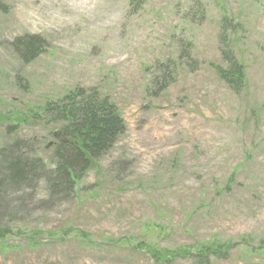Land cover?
Returning <instances> with one entry per match:
<instances>
[{"label":"rangeland","instance_id":"obj_1","mask_svg":"<svg viewBox=\"0 0 264 264\" xmlns=\"http://www.w3.org/2000/svg\"><path fill=\"white\" fill-rule=\"evenodd\" d=\"M23 37L43 43L29 62ZM229 56L240 90L219 77ZM78 88L108 98L123 133L72 194L52 197L45 174L4 191L0 264H162L149 254L196 244L227 252L210 264H264V0H145L137 14L128 0H0V167L52 168L41 107Z\"/></svg>","mask_w":264,"mask_h":264},{"label":"trees","instance_id":"obj_2","mask_svg":"<svg viewBox=\"0 0 264 264\" xmlns=\"http://www.w3.org/2000/svg\"><path fill=\"white\" fill-rule=\"evenodd\" d=\"M128 3L131 13L137 14L145 0H128ZM224 21L227 23V19ZM14 44L25 62L35 59L43 45L42 40L37 37L18 38ZM184 58L190 60V55L187 54ZM229 59L231 60L229 70L219 68V77L227 79L234 90H240L244 79L242 68L231 56ZM41 109L44 110V116L51 114L55 123L51 131V137L56 142L51 151L54 160L52 168L49 170L45 161L40 158L30 159L14 155L5 161L0 167V212L6 189L18 191L22 186L37 183L42 174L46 176L52 197L72 194L79 180L94 162L107 154L116 138L123 133V122L116 106L108 98L100 99L95 91L87 92L78 88L68 93L62 100L45 104ZM21 145L22 143L17 141L11 148L19 149ZM192 246H196L198 251L187 253V248L176 253L172 251L167 256H162L161 260L153 257L152 254L149 256L154 262L162 261V264H170L176 259L184 260L190 257L197 260L193 264H210L212 256L220 259L227 257V252L220 254L204 245Z\"/></svg>","mask_w":264,"mask_h":264}]
</instances>
